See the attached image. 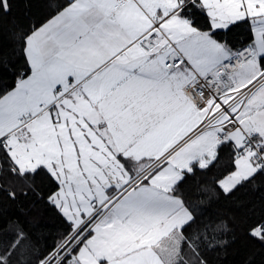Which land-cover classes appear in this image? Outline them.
I'll return each instance as SVG.
<instances>
[{
    "label": "snow or ice",
    "instance_id": "snow-or-ice-1",
    "mask_svg": "<svg viewBox=\"0 0 264 264\" xmlns=\"http://www.w3.org/2000/svg\"><path fill=\"white\" fill-rule=\"evenodd\" d=\"M229 256L264 264V0H0V264Z\"/></svg>",
    "mask_w": 264,
    "mask_h": 264
},
{
    "label": "trees",
    "instance_id": "trees-1",
    "mask_svg": "<svg viewBox=\"0 0 264 264\" xmlns=\"http://www.w3.org/2000/svg\"><path fill=\"white\" fill-rule=\"evenodd\" d=\"M21 7H23V5H21ZM240 38L243 39V36L241 35ZM241 200L244 201L247 204V207H249V208L252 207V203H256V201L253 200L250 195L249 196H242ZM250 200L252 202L248 203ZM235 259H236L235 257L229 256L226 258H222V260L218 261L217 264H234Z\"/></svg>",
    "mask_w": 264,
    "mask_h": 264
}]
</instances>
